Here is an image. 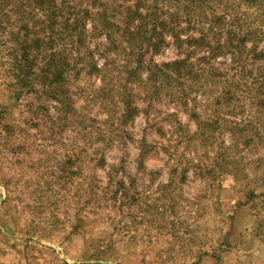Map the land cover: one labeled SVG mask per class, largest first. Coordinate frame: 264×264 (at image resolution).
Returning a JSON list of instances; mask_svg holds the SVG:
<instances>
[{"label": "rangeland", "instance_id": "374dc122", "mask_svg": "<svg viewBox=\"0 0 264 264\" xmlns=\"http://www.w3.org/2000/svg\"><path fill=\"white\" fill-rule=\"evenodd\" d=\"M139 5L161 46L89 19L57 100L37 8L0 0V264H264V0ZM179 58L194 77L155 66Z\"/></svg>", "mask_w": 264, "mask_h": 264}, {"label": "trees", "instance_id": "16d2710c", "mask_svg": "<svg viewBox=\"0 0 264 264\" xmlns=\"http://www.w3.org/2000/svg\"><path fill=\"white\" fill-rule=\"evenodd\" d=\"M5 0H1L3 3ZM20 3H30L34 8H37L38 14L32 15L34 20V29L32 33L33 45H37V49L43 45L50 48L55 47L58 51L46 52L42 54L38 52L35 55L36 62L43 60L46 64L45 74L41 77L45 82L48 81L50 89H48L50 95L57 100H62L60 97L64 94V82L69 81L70 76L68 75L70 68V60L66 54L65 47L62 46L63 42L61 39H73V43L77 41H83L82 36L87 34V22L91 26V34L100 32L105 34L108 42V46L116 44L115 35L121 32L124 37L126 48L129 54H139L141 49H148L150 46L159 48L165 41L163 35V29H159L155 25L154 17L151 19L153 25L145 23V19L152 14V11L146 9L142 11L139 2L132 4L125 1L123 5V11L118 14L120 18L114 16V10L112 9V1L110 0H91V2L81 7H75L70 4L73 0H18ZM99 4L97 8L96 4ZM94 8L98 9L95 10ZM100 17L101 21H94V17ZM91 19L90 21H88ZM151 22V23H152ZM39 23L41 27H38ZM164 25L166 23H163ZM175 42L184 43L192 41V36L187 39L181 38V33L177 32L176 29H171ZM43 31V35H40ZM75 34H77L76 37ZM200 37L199 39H204ZM230 40V38L228 39ZM227 40V41H228ZM46 43V44H45ZM48 44V45H47ZM218 47L220 44H217ZM226 45L232 46L230 42L223 43L221 47ZM62 46V47H61ZM217 47V48H218ZM233 48V47H232ZM210 54H208L209 56ZM192 66L193 62L188 58H179L173 61L163 63L161 66L155 64V66L162 68L165 71L166 68L173 69L176 75L175 78L182 77L183 79L194 77V73L188 69V66ZM150 76V75H149ZM101 89H103L101 87ZM61 94V95H60ZM132 105L128 102H124L122 109V115L130 114L132 111ZM126 113V114H124ZM200 128V123L198 124Z\"/></svg>", "mask_w": 264, "mask_h": 264}]
</instances>
